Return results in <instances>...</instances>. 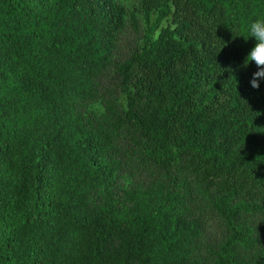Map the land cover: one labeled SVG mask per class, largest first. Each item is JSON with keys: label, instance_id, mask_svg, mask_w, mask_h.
Returning <instances> with one entry per match:
<instances>
[{"label": "trees", "instance_id": "obj_1", "mask_svg": "<svg viewBox=\"0 0 264 264\" xmlns=\"http://www.w3.org/2000/svg\"><path fill=\"white\" fill-rule=\"evenodd\" d=\"M139 5L0 0V264H264V0Z\"/></svg>", "mask_w": 264, "mask_h": 264}, {"label": "clouds", "instance_id": "obj_2", "mask_svg": "<svg viewBox=\"0 0 264 264\" xmlns=\"http://www.w3.org/2000/svg\"><path fill=\"white\" fill-rule=\"evenodd\" d=\"M245 29L248 37L254 38L256 43L243 63L238 65V68L246 69L250 64L254 63L257 70L253 72L249 83L253 89H259L260 81L264 80V17L258 16L253 19L245 25ZM232 33L233 39L239 36L236 32L232 31ZM124 108L126 110V104ZM87 113H92L97 117H101L106 114V107L102 101L97 100L88 104L86 114Z\"/></svg>", "mask_w": 264, "mask_h": 264}, {"label": "rangeland", "instance_id": "obj_3", "mask_svg": "<svg viewBox=\"0 0 264 264\" xmlns=\"http://www.w3.org/2000/svg\"><path fill=\"white\" fill-rule=\"evenodd\" d=\"M123 4L130 10L134 11L136 14V17L139 18L140 22L143 23L144 14L142 10L138 9L140 0H122ZM125 35L127 36H135L134 33H132V29L130 26H128L127 31L125 32Z\"/></svg>", "mask_w": 264, "mask_h": 264}]
</instances>
